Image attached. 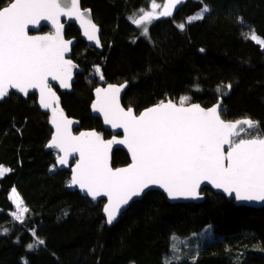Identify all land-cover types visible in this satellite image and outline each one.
<instances>
[{"label": "trees", "instance_id": "trees-1", "mask_svg": "<svg viewBox=\"0 0 264 264\" xmlns=\"http://www.w3.org/2000/svg\"><path fill=\"white\" fill-rule=\"evenodd\" d=\"M10 2L0 0V7ZM81 3L101 27L102 43L101 50L90 46L77 25L66 30L67 38L77 40L71 58L83 73L76 75L72 92L60 95L81 129L104 131L92 115L93 90L127 83L123 103L137 113L162 100L179 104L183 96L189 97L187 104L206 107L222 100L223 119L250 118L264 132V48L241 35L255 29L264 38V0H185L171 16L150 24L148 38L130 16L151 7L152 0ZM204 5L210 9L204 19L187 23ZM96 68L103 79H87ZM51 135L49 114L35 93L25 99L11 92L0 102V165L12 169L0 178V264H164L166 258L172 264H264V206H236L207 187L201 203L172 204L151 190L108 225L105 200L94 202L69 189L70 171L58 169L57 153L46 149ZM129 162L124 150L114 151L115 167ZM13 188L28 209L23 223L12 216ZM206 229L208 237L195 241ZM33 231L45 243L29 249ZM173 234L181 241L175 255Z\"/></svg>", "mask_w": 264, "mask_h": 264}, {"label": "snow or ice", "instance_id": "snow-or-ice-1", "mask_svg": "<svg viewBox=\"0 0 264 264\" xmlns=\"http://www.w3.org/2000/svg\"><path fill=\"white\" fill-rule=\"evenodd\" d=\"M184 2L167 0L163 10L157 13L160 5L152 0V10L141 9L137 18H131L132 23L141 27L142 34L148 37V24L162 16H171L176 6ZM200 2L203 4V0ZM209 11L204 5L186 22L204 19ZM90 15V10L87 13L80 10L79 0H12L0 7V101L11 90L24 96L30 90L39 91V103L51 109V123L55 126L47 147L63 153L57 155L58 165H67L69 156L78 154L68 186H79L93 200L107 197L103 212L108 225L116 220L123 206L133 197L146 194L145 190L151 186H158L170 200H176L198 197L200 185L207 181L228 196L234 195L237 201H264V132L259 122L250 118L235 122L221 119L222 100L207 109L199 104L185 107L189 97L183 96L179 104L162 100L136 115L132 108L125 110L120 106L119 96L127 85L109 84L106 89H96L92 109L103 113L106 124L122 128L123 139L113 137L105 141L96 132L72 135V121L63 115L62 109L53 106L58 105L59 97L52 90L49 78L69 88L71 70L75 67L71 60L65 59L72 41L63 39L59 18L78 20L85 27L84 35L99 44L98 29ZM41 21H51L56 26L55 35H29V25L38 27ZM238 21L244 23L242 17ZM177 27L183 31L185 24ZM241 35L264 48V38L257 36L255 29ZM226 87L230 91L232 85ZM242 126L245 136L240 134ZM113 144L127 146L132 161L127 167H112ZM50 170L54 171L55 166ZM11 171L0 165V178ZM9 198L17 209L12 213L14 219L23 223L28 209L15 188ZM32 235L35 243L29 244V249L45 243L36 237L35 231ZM179 239L175 234L170 237L174 242L173 252L179 251L175 243ZM164 264L172 261L166 258Z\"/></svg>", "mask_w": 264, "mask_h": 264}, {"label": "water", "instance_id": "water-1", "mask_svg": "<svg viewBox=\"0 0 264 264\" xmlns=\"http://www.w3.org/2000/svg\"><path fill=\"white\" fill-rule=\"evenodd\" d=\"M79 8L82 12H85L87 13L88 10H90V19H91V22L93 24H95L97 26V29H98V32H97V36H98V39H99V44H97L95 41L93 40H89L85 35H84V30H85V27L81 25V23L78 21V20H75V19H68L66 17H63L61 16L59 18V22L61 24H63V28H62V35H63V39L68 41H72L71 45L69 46L70 50L68 52L65 53V59H68V60H71L73 65H75V67L72 68V76H71V80L69 81L70 83V87L69 88H64L62 86H60L59 82L58 81H52L51 78H49V83H50V86L52 88V90L56 93V95L59 97V103L58 105H53L54 107H58L60 109L63 110V115L68 119V120H71L72 121V124L70 125V131L72 133V135L74 136H79L80 133H88V132H96L98 133L101 138L105 141L107 140H111L113 139V137H115L116 139H123L124 137V133H123V129L122 128H113L110 124H106L104 122V117H103V113H100V112H96V111H93L92 109V105L96 102V89L97 88H101V89H106L108 87L109 84H114V85H121L119 83H106V84H101L99 85L98 87H96L94 90H93V96H94V99H93V102H92V105H91V111H92V115L94 117H97L101 120L102 122V127H103V130L104 131H99L98 129L96 128H88V129H81V124H80V121L74 117H71L69 116L63 106H62V98H61V95H60V92L62 93H70L72 92L73 90V84L75 82V79H76V75L77 74H81L83 73V68L78 64L76 63L72 58H71V53H72V50L73 48L75 47L76 43H77V40L76 38H67L66 36V30L67 28L70 26V25H77L79 27V30L81 31V34L84 38V40L86 41V43H88L90 46L92 47H95L96 49L98 50H101L102 49V43H101V27L94 21V18H93V14H92V11L91 9L89 8H84L82 7V3H81V0H79ZM86 19H88L89 17L86 15L85 17ZM43 27H47L50 29L49 32H41L42 28ZM55 30H56V26L53 25L51 23V21H41L40 22V25L38 27H33L32 25H29V32L28 34L29 35H39V36H43V35H49V34H52V35H55ZM122 84H126L127 83H122ZM128 86V85H127ZM127 86L121 91L120 93V96H119V102H120V106L122 108H124L125 110H127L128 108L125 107L124 103H123V96L125 94V91L127 89ZM11 92H15V93H18L16 92L15 90H11ZM32 93H35L37 95V101H38V105L40 107V109L49 114V118H50V126H51V129H52V135H51V138L52 136L55 134V126L51 123V119H52V112H51V109H45L43 108L40 103H39V91L38 90H30L29 91V94L27 96H24L23 94L21 93H18L20 95H22L25 99L28 98V96ZM7 98V97H6ZM3 101V100H2ZM172 101V100H171ZM1 102V101H0ZM167 102V101H165ZM174 103H176L175 101H172ZM178 104V103H177ZM191 104H199L201 105L202 107H204L205 109L209 108V107H212L214 105H216L217 103L213 104L212 106H209V107H206V106H203L202 104L200 103H191ZM191 104H186L184 105L185 107H188L190 106ZM156 105V104H155ZM155 105H152V106H155ZM150 106V107H152ZM129 108H132V107H129ZM149 108V107H147ZM145 108V109H147ZM134 113L136 115H139L142 111H144L145 109H143L141 112L137 113L136 110L134 108H132ZM221 115V113H220ZM221 119L222 116H221ZM243 119H246V118H241V119H238V120H243ZM224 121L226 122H235V121H238V120H233V121H230V120H225L223 119ZM105 131L109 132L111 135L110 136H106L105 134ZM244 133L243 131V126L241 127V130H240V134L242 135ZM50 138V140H51ZM236 138V137H235ZM50 140L48 141L47 145L49 144ZM46 145V149L48 151H54L57 153V155H63L62 152H59L58 149H53V148H48ZM116 149H122L124 150L128 156H129V159H130V162L129 164L132 162L131 161V153L128 151V148L127 146L125 145H118V144H113L112 145V148H111V152H110V157H111V165L113 168H117L113 165V153ZM225 150L227 151V146H225ZM78 159V154H73L71 156H69L68 158V164L67 165H64V166H61V165H58L57 163V157H56V165L58 167V169H65V170H68L70 171V180L72 178V175H73V169L75 168V161ZM129 164L127 165H124V166H120V167H127ZM207 187L209 189H211L214 193H218V194H222L228 201H233V203L236 205V206H247V207H252V208H261L264 206V201H251V202H241V201H237L235 200L234 198V195L233 196H228L227 193H225L222 189H217L215 188L213 185H211L210 183H208L207 181L203 182L201 185H200V188L198 189V197L196 198H178L176 200H170L168 197H167V194L163 191V189L159 188L158 186H151L150 189H146L145 190V193L151 191V190H158L160 192H162L166 197H167V200L172 203V204H175V203H189V202H194V203H201L205 200L206 196L205 194L202 192L203 189ZM71 191H78L80 193V195L84 196V197H88L91 201H100V200H105V203L103 205V208L104 206L107 204V197H98L96 200H93L91 196L87 195V193L85 191H82L79 186H72L69 188ZM145 194H142L141 196L139 197H133V199L131 201H129V203L125 206H123L121 208V211L120 213L117 215V218L116 220L112 223H116L118 220H119V217L121 216V214L126 211L129 206L131 205V203L133 201H136V200H140ZM103 215L104 217L106 218V214L103 212Z\"/></svg>", "mask_w": 264, "mask_h": 264}, {"label": "rangeland", "instance_id": "rangeland-1", "mask_svg": "<svg viewBox=\"0 0 264 264\" xmlns=\"http://www.w3.org/2000/svg\"><path fill=\"white\" fill-rule=\"evenodd\" d=\"M157 4V3H156ZM167 4V0L165 1V3L164 4H161L160 5V7L159 8H157L156 9V12L157 13H159L160 11H162L163 10V7L165 6ZM177 7V6H176ZM176 9V8H175ZM174 9V10H175ZM145 11H150V10H152L151 9V7H148V8H146V9H144ZM174 10H173V12H174ZM139 12H140V10H138V11H135L131 16H130V19L131 18H137V16H138V14H139ZM199 12V11H198ZM193 16V15H192ZM132 20V19H131ZM156 20V19H155ZM154 21V20H153ZM152 21V22H153ZM151 22V23H152ZM150 23V24H151ZM150 24H148L147 26H148V29H149V26H150ZM137 26V25H136ZM48 29V31H46V32H49L50 31V29L49 28H47ZM139 29H140V34L142 35V36H144L143 34H142V29H141V27H139ZM145 37V36H144ZM148 37H149V34H148ZM147 37V38H148ZM97 69H99V68H96V69H94V70H92V71H90L87 75H86V78L87 79H90V78H92V77H97V79H99V80H102L101 79V71H100V69H99V71H97ZM187 104V102L185 103V105ZM12 192V191H11ZM11 192H10V195H11ZM18 193V192H17ZM13 202V201H12ZM14 204V203H13ZM14 206H15V211L14 212H16L17 211V209H16V205L14 204ZM13 216V215H12ZM208 235H209V233L207 232V229L205 230V231H203V233L201 234V233H199V234H195L194 235V239H195V241H200V239H203V238H207L208 237ZM180 240H178V241H176V244H177V246L178 245H180ZM183 244V243H182ZM177 252H174L173 253V255H175Z\"/></svg>", "mask_w": 264, "mask_h": 264}]
</instances>
